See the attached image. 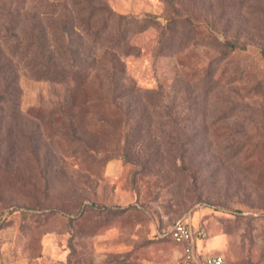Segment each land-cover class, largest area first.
I'll list each match as a JSON object with an SVG mask.
<instances>
[{
  "label": "rangeland",
  "instance_id": "1",
  "mask_svg": "<svg viewBox=\"0 0 264 264\" xmlns=\"http://www.w3.org/2000/svg\"><path fill=\"white\" fill-rule=\"evenodd\" d=\"M79 1L0 0V264H264V0Z\"/></svg>",
  "mask_w": 264,
  "mask_h": 264
},
{
  "label": "built area",
  "instance_id": "2",
  "mask_svg": "<svg viewBox=\"0 0 264 264\" xmlns=\"http://www.w3.org/2000/svg\"><path fill=\"white\" fill-rule=\"evenodd\" d=\"M166 235L183 246L181 255L173 264H225L221 255H202L197 250L198 242L206 238V232L204 229L193 227L186 218L178 220Z\"/></svg>",
  "mask_w": 264,
  "mask_h": 264
},
{
  "label": "trees",
  "instance_id": "3",
  "mask_svg": "<svg viewBox=\"0 0 264 264\" xmlns=\"http://www.w3.org/2000/svg\"><path fill=\"white\" fill-rule=\"evenodd\" d=\"M80 3L78 2H74L73 3V6H74V9L77 11V13L79 15H81V17H79V20L81 22L82 25H85L87 26V28H90L89 30H87V34H88V31L91 30V25H92V18H96L98 16H101V15H104L105 16H110L111 15V10L107 7H103V6H96V5H93L92 3V0H83V1H79ZM81 5V6H80ZM80 6V7H78ZM111 19V17H104V24H107L105 22H109V20ZM118 19H120V21H124L125 23H127L125 20L127 19L125 16H118ZM118 21V20H117ZM119 23V22H118ZM96 26V25H95ZM103 28H107V25H104ZM99 31H96L95 33H93L94 35V41L97 40L99 36ZM236 46L233 45L232 48H235ZM130 54V53H128ZM127 53H125L124 56H128ZM112 75L115 77L116 76V73L113 72ZM120 86H122L120 88V92L116 94H114V98L113 99H110L107 95L103 94L101 97V99H98V101H96V104L93 103L92 105H103L104 107H106L108 110L107 111H110V109H112L111 107H115V110L114 111H119L120 110V107L118 106V102L124 98L126 95V92H127V89L126 87L124 86V84L121 83V81L118 83ZM90 88L86 86V90H89ZM116 92V90L114 89V93ZM104 210H107V208H103L102 211ZM121 211H124L123 209H120ZM80 213H79V216H82L83 215V211L82 209L79 210ZM117 212V211H116Z\"/></svg>",
  "mask_w": 264,
  "mask_h": 264
},
{
  "label": "crops",
  "instance_id": "4",
  "mask_svg": "<svg viewBox=\"0 0 264 264\" xmlns=\"http://www.w3.org/2000/svg\"><path fill=\"white\" fill-rule=\"evenodd\" d=\"M116 230L110 231V234H116ZM197 250L202 254V255H209V253L205 252V247H204V243L202 241L198 242L197 245ZM183 249H181L179 251L178 257L181 255ZM117 253H119L120 255L123 254L122 251H117ZM97 257H95V260L93 261V264H102L103 263V259L106 257L105 254H97ZM122 257L124 258V256L122 255ZM177 257V258H178ZM176 258V259H177ZM175 259V260H176ZM142 264H156V261H153L152 263L148 262L146 259H141ZM174 263V262H173ZM171 263V264H173Z\"/></svg>",
  "mask_w": 264,
  "mask_h": 264
}]
</instances>
